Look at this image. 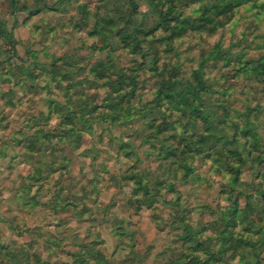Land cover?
Returning <instances> with one entry per match:
<instances>
[{
    "label": "rangeland",
    "instance_id": "rangeland-1",
    "mask_svg": "<svg viewBox=\"0 0 264 264\" xmlns=\"http://www.w3.org/2000/svg\"><path fill=\"white\" fill-rule=\"evenodd\" d=\"M260 58L264 0H0V264H264Z\"/></svg>",
    "mask_w": 264,
    "mask_h": 264
},
{
    "label": "trees",
    "instance_id": "trees-1",
    "mask_svg": "<svg viewBox=\"0 0 264 264\" xmlns=\"http://www.w3.org/2000/svg\"><path fill=\"white\" fill-rule=\"evenodd\" d=\"M139 47H141V38L139 37L138 34H134L133 35V48L138 49ZM260 60H261V58L258 60L257 64H255V65L256 66L261 65L262 70H260V71H263L264 62H263V60H261V62H259ZM177 81L182 82L181 80H177ZM196 81H197V83H196ZM199 84L205 85V82L203 81L202 78H200V76H199V78H198V76H195V81L194 82L192 81L190 89L184 88V87H186L185 85H183L184 87L177 85L173 88H170L168 90V93L170 95V98H172L175 101V105L180 107V109L183 108L184 111H186V110L184 109V106H180L181 104L187 105L189 103L190 105L196 106L195 107V108H197L196 109V111H197L196 115H199L201 117V119L206 123V128H207V130L210 131V137L211 136L217 137L219 140H225V142H232V139L229 136V134L224 131L223 127L216 120V118H217L216 112L212 111L211 108L208 105H206V103L204 104L205 107L200 106V105L195 103L194 100H195V98H197V99L199 98L200 91H201L200 95H203V91H202L203 89H201L199 87ZM199 88H200V90H198ZM197 90L199 91V93H196ZM200 97H202V96H200ZM238 207H239L238 203H236V202H234L229 207L230 220H228L226 222L227 226L229 224L238 222V215L241 212V210ZM193 262H195V260ZM172 264H188V263H187V261L180 263V258H177L176 260H174L172 262Z\"/></svg>",
    "mask_w": 264,
    "mask_h": 264
}]
</instances>
